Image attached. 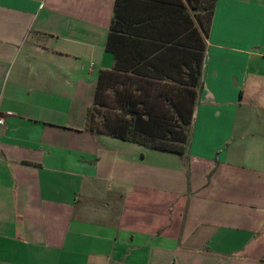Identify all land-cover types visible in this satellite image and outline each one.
Returning a JSON list of instances; mask_svg holds the SVG:
<instances>
[{"label":"crops","instance_id":"obj_1","mask_svg":"<svg viewBox=\"0 0 264 264\" xmlns=\"http://www.w3.org/2000/svg\"><path fill=\"white\" fill-rule=\"evenodd\" d=\"M0 118V264H264V0H0Z\"/></svg>","mask_w":264,"mask_h":264},{"label":"trees","instance_id":"obj_2","mask_svg":"<svg viewBox=\"0 0 264 264\" xmlns=\"http://www.w3.org/2000/svg\"><path fill=\"white\" fill-rule=\"evenodd\" d=\"M205 31L207 32V28L205 29ZM105 72L106 71H101V73L99 75V82H98L97 92H96L97 97L99 94L100 83L102 82V78H103ZM188 122L189 121H187V123ZM112 130H114V128ZM170 130H172V129H170ZM137 141L147 142L149 144V146L156 148L158 150L176 152V153H178V155L183 160L186 157L185 151H186L187 142H186L185 138H180V139H177V138H152V139L137 140Z\"/></svg>","mask_w":264,"mask_h":264},{"label":"rangeland","instance_id":"obj_3","mask_svg":"<svg viewBox=\"0 0 264 264\" xmlns=\"http://www.w3.org/2000/svg\"><path fill=\"white\" fill-rule=\"evenodd\" d=\"M96 112V111H95ZM97 113V112H96ZM99 114V113H98ZM98 118H99V116H98ZM92 121H91V126L94 128V129H96V128H98V125H99V121L100 120H97V119H91Z\"/></svg>","mask_w":264,"mask_h":264},{"label":"built area","instance_id":"obj_4","mask_svg":"<svg viewBox=\"0 0 264 264\" xmlns=\"http://www.w3.org/2000/svg\"><path fill=\"white\" fill-rule=\"evenodd\" d=\"M0 123H3V119L2 118H0Z\"/></svg>","mask_w":264,"mask_h":264}]
</instances>
